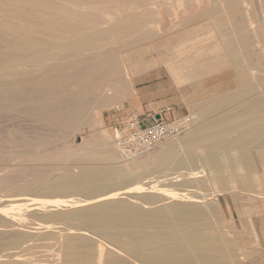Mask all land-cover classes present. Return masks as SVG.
I'll return each mask as SVG.
<instances>
[{"label": "bare ground", "instance_id": "obj_1", "mask_svg": "<svg viewBox=\"0 0 264 264\" xmlns=\"http://www.w3.org/2000/svg\"><path fill=\"white\" fill-rule=\"evenodd\" d=\"M118 1L112 8L106 0H0V111L24 102V113L66 130L88 125L90 113L99 117L101 102L114 98L109 87L115 89V97L123 96L116 47L108 50L106 41L128 35L138 41L165 36L166 31L152 28L158 23L153 6L158 0ZM237 4V0L221 4L224 10L231 9L226 18L230 26L208 32L212 39L215 33L219 37L213 45L195 50L194 42L203 38L198 35L193 45L182 44L176 51L209 57L204 63L189 59L186 64L193 77L200 80L212 74L214 57L217 69H236L239 85L205 102L209 112H215L213 117L167 143L154 160H138L141 177L151 179L170 171L184 176L180 186L204 188L211 181L219 192L235 186L239 192L264 196V48L255 46L264 42V5L260 15L256 8L260 38L255 26L250 30L240 22L246 18L253 24L256 15L243 14ZM140 8L144 11H136ZM192 29L180 35L189 38L195 34ZM177 64L169 68L183 79L189 70ZM123 70L130 75L126 65ZM197 112L204 116L208 110L202 107ZM14 137L10 132L4 138L8 151L0 143V191L14 199L12 207L0 201V264H232L237 258L236 240L223 235L216 221L218 206L193 201L200 194L194 197L172 186L170 190V185L166 192L162 188L166 198L153 191L129 194L123 189L130 187L133 176L108 165L117 157L108 142L82 141L63 153L36 154L32 142L17 143ZM60 160L73 161L78 170L68 166L55 173L31 165ZM202 168L207 173L203 178L198 175Z\"/></svg>", "mask_w": 264, "mask_h": 264}, {"label": "rangeland", "instance_id": "obj_2", "mask_svg": "<svg viewBox=\"0 0 264 264\" xmlns=\"http://www.w3.org/2000/svg\"><path fill=\"white\" fill-rule=\"evenodd\" d=\"M180 1L182 3L181 6L178 4L179 3L178 0H167V1L166 0H158L157 4L153 5L155 7V12L157 13V14H155L154 17L155 18L157 17L158 23H155V24L153 23L152 28L154 30H156V29H158V27L161 26L159 28V30L166 31L165 36L158 34L152 38H145V39L138 40V41L136 40L135 35H128V36H123V37L113 36V37L108 38V40L106 41L108 43L107 44L108 50L116 47L115 49H116L117 56H118V58H117L118 62L120 60L119 67L121 68V72H120V75H118L117 80L122 83V90L123 89L124 90H123V93H121V94L123 96L120 95L118 97H115V89L112 86L109 87V89H108L109 93H113V94H109V96H112V97L114 96V98L112 100L101 102V104L99 105V109H98V111L100 113L99 117L92 115V113L89 114V118H90V123H88L89 126L87 124H82L76 128H68L65 130L60 125H58L54 122H47L44 119H41V118L39 119L37 116H32V115L30 116L27 113H24L23 111L26 108L27 104L25 105L23 102L21 104L18 103L16 106H14V109L10 110L12 112L4 111V110H3L4 112L0 111V143L3 145H6V147H7V143H5L7 141L4 138L5 137L7 138L11 132L15 135L14 138H15L17 143H18V141H20L19 143H23L24 141L25 142L26 141L32 142L33 148H31V151L33 153L39 154L40 152H46V151L62 152L63 153V152H66L68 150L69 151L72 150L74 145H79L85 141L87 142V141H93V140L97 141L98 140V142H101V143L108 142L110 145V148L117 155L116 159H114L115 161L112 160V161H110V163L108 162V165H111V166L114 165L116 167H119V169H121L125 173H128L130 175L132 174L131 176H133V182H135V179L137 182V183L136 182L133 183L131 181L133 184L130 182V184L128 185L131 188L128 187V189L124 188L123 190L128 191V193L134 192L133 194H136V195L139 193L141 194L140 190H142V193H144L145 191H153V193L158 192L159 194H161V196H163L164 194H162V193H165L166 192L165 190H169V189L171 190V186H172L173 187L172 189H174V187H175L176 189H179V190L183 189L182 190L183 192L189 191L188 193L191 194L192 196H194L193 194H195V196H198L200 194L198 197H195V196H194L195 198L192 197V200L196 201V202L201 201L202 203H209V204L213 203L212 205H215V207L218 206L217 209L219 212L218 213V215H219L218 219L219 220L217 219L216 221L221 226L220 228H221L222 234L228 238H231L234 241L236 240L235 246L237 247V250H236L237 251L236 257L237 258H235V261H234L235 264H247L249 262V260L252 261L251 264H264V196H262V194L257 195L255 193H249V192L248 193L246 192V194H245V192L243 193V192L237 191L235 186H231L230 190H228L227 192H219L217 190V188L213 186L211 181H207L204 184V188H202L201 186L200 187H198V186L192 187V185H187V184H185V186L184 185L180 186L179 182L181 183L184 181V176L181 175L183 177V180H181L182 177H180V175L177 176V174H174V175H176L174 177L173 173H171L170 171H169V173H168V171H165L163 176H161L163 173L162 174L161 173L154 174V175H156V177L153 175V177H151V179L141 177L140 173L142 172L143 166H142L141 162H139V161H141L143 159L151 160V161L154 160L155 155L158 154L163 149V147L168 145L167 143H170L171 141L172 142L177 141V139L181 136L173 138L172 140L165 141L162 144H160L159 146H157L156 148H154L148 152H144L138 156L126 155L121 150V148L117 142L118 136L126 128V123H127L128 118L137 117V115L127 116V111H126V102L135 92L134 91L135 87H134V84L132 81L133 75H135L139 72H142L145 69H148L149 67L161 66V68L163 70H165L171 77H173L176 80V82L178 83L179 86L188 87L189 83L193 84V81H195L196 79H197V82H206L207 83L205 86L209 87L208 90L205 89V90H200V91H198V90H187L186 91V95H188L191 98L190 103L193 105V108H191L189 112H187V113L179 116L178 118H176V119H182V118H185L186 116H192V114L193 115L197 114L198 117L197 116L195 117L194 124L192 126H195V125L199 124V122H201L203 120H207V119H209L215 115V112L214 113L212 111L209 112V110H211V108H209L208 105L205 104V102L207 103L208 101H211L212 99L220 96L223 91H226V90L231 89V88H236L239 85L238 82L236 81L237 80L236 79V76H237L236 69L234 67H228V66H226V67L220 66V68L217 69L216 68L217 67V61L213 60V59H216L214 57H211L212 58L211 66L214 68L212 74L202 75L201 77H203V78H201L200 80L198 79V78H200V76H198V75L196 77H193L195 75H190L191 74L190 70L192 69V67L187 65L188 62L190 61L189 59H191V61L193 59L194 61H197L199 63L200 62L204 63L203 60H205L209 57L203 56V55H205L203 52H201L200 54L198 53L199 55H197L196 54L197 52L195 51L192 53H186V56H185V52H182L183 54L181 52L179 54V52H178V54H177V51H176V49H178L179 46L182 44L186 43V45L189 44V46L193 45V42L197 38L200 39V37H203L204 39L201 38L199 41L197 40L194 42V44L196 45L195 50L200 49L201 47H204L206 45H208V46L213 45L216 42L215 39H219V37L216 36V33L214 34L215 37L212 39L210 33H208V32H210V30H213L214 32H216V31H219L221 29L229 28L230 25L227 24L226 18H227V13H229L231 11V9L230 10H224L223 8H221V7H223L221 4L224 3L226 0H213V3H212V0H180ZM118 2H119L118 0H106V3L108 5H110V7H112V8L115 7V5L118 4ZM237 2H239V4H237V8L243 14L247 11H250L252 14L256 15V12L258 11L257 9L259 8V15H260V13H261L260 8L262 5H264V0H259L258 6H257V0H237ZM218 3L219 4L221 3V4L218 5ZM248 5L250 6L249 8H247ZM218 8H220V11L218 13H212L211 12L214 9H218ZM207 10H209V11H207ZM136 11L141 12V11H144V9L140 8ZM176 17L178 19L177 22H176ZM188 17H190V18H188ZM198 17H199V19H198ZM237 17H238L239 21L242 20L241 15H239ZM256 17H257V15H256ZM184 19H186L185 22H184ZM179 20H180V22L178 23ZM252 21H253V24H250L247 22V20L245 18L240 22L242 23V25L245 24V27L247 29H250V30L252 29L251 26H255L254 30H257L260 34V22L258 20V17L253 19ZM107 26H109V24H105V27H107ZM249 26H250V28H249ZM217 27L220 29H217ZM192 28H194L195 30ZM187 29L194 30L195 34H193L192 36H189V38L188 37L187 38L182 37L180 35V32L183 30H187ZM197 30H198L199 34L197 33ZM202 31H203V33H202ZM206 34L209 36H207ZM196 35L197 36L199 35L200 37L199 36L197 37ZM180 36L182 37V39H180L181 38ZM195 36H196V38H195ZM260 38H261V34H260ZM129 39H130V41H127ZM189 40L190 41L194 40V41H192V43H191V42H189ZM131 41H133V42H131ZM122 43H123V45H122ZM257 45H260L261 48L262 47L264 48V42H262L261 44H259V43L255 44V46H257ZM260 46H257V47H260ZM172 50H173V52H172ZM121 52H122V54H120ZM181 54H182V57L180 58L178 55L181 56ZM194 54H196L197 56ZM213 54L217 55V52L213 53ZM177 57H178V59H176ZM192 57H194V58H192ZM174 60H176V62ZM182 61H184L183 64H182ZM175 63H179V64H177V67H179L180 69H182L180 67L182 65V67L185 66L184 69L186 70V72H187V70H189L186 73V75L187 74L188 75L186 77L184 76L183 79H182V77H179L177 75L176 71L173 72L174 70H172V68L171 69L169 68L172 65H174ZM121 65H122V67H121ZM124 65H126L128 67V71L130 74L129 76H126V74L124 73V70H123ZM178 65H180V66H178ZM174 66H176V65H174ZM253 67L254 68H251V72L254 74L257 69L255 70L256 66H253ZM123 85H124V87H123ZM190 86H192V85H190ZM202 107H203V109L208 110V112H206V114L204 116L200 115L197 112V110L199 108L202 109ZM15 108H17V109H15ZM207 108H209V109H207ZM214 108H216V107H214ZM14 111H17V112H14ZM218 113H220V111ZM44 129H46V130H44ZM100 133H101V135H100ZM28 134H29V136H28ZM37 134H39L40 136ZM55 135H57V136H55ZM34 137L35 138L37 137V138L35 139ZM95 139H97V140H95ZM114 143H115V145H114ZM4 147H1V148H3L5 151L6 150L8 151V147L7 148L6 147L4 148ZM5 151L3 152L4 154H5ZM31 165H32V167H35L34 169H40V168L41 169H49L51 171H54L55 173H62L64 171V168L68 167V166L74 167V170L77 171L78 170L77 166H79L78 164H77V166L76 165L74 166V162L69 161V160H63V161L60 160L57 162L56 161H52V162L51 161H46V162L34 161V162H32ZM128 169L132 170L133 172L128 171ZM201 173H199L198 175H201L202 178L207 175L206 170L204 168H202ZM137 176H138V179H140V180L144 179L142 182L146 186H148V184H149L150 187L149 186L144 187V185L142 183V185H143V188H142L141 187L142 185L140 184L141 181L137 180ZM157 176L159 178H157ZM169 176H171V178L174 177L173 179H176L175 181L177 182L178 185L176 184V182H174L173 179H172V181H170L171 178ZM201 176H199V177L201 178ZM154 177L157 180L154 179ZM186 177H185V180H186ZM188 177H189V179H190V177L193 178V176H188ZM196 177H198V176H196ZM164 179H165V181H164ZM167 179H169V180H167ZM147 180L149 181V183ZM146 181H147V183H146ZM150 181H152L154 184L150 183ZM157 181L160 183L159 188H158L159 183ZM168 181H170V182H168ZM172 182H173V184H172ZM134 184H136V185L134 186ZM139 184H140V186H139ZM168 185H170L169 186L170 188L167 187ZM177 186H178V188H177ZM186 186H190V188L191 189L194 188V190L193 189L191 190L190 188H188ZM153 187H154V189H153ZM162 188L165 192H163ZM196 188L198 190L201 189L200 190L201 193H200V191L197 192ZM151 189H153V190H151ZM185 190H187V191H185ZM137 191H139V193H135ZM191 191L194 193H191ZM202 191H204V193ZM2 193L3 192L0 191V197H2V198H0V201L6 202L8 205L11 204V207H12V203H14V201H13L14 199L10 198V197H8L9 199L5 198L3 195L4 193L3 194ZM131 193H129V194H131ZM210 193H212V195ZM210 195H211V197H210ZM122 196L125 197V195H122ZM207 196L210 198H208ZM164 197L166 198L165 195L163 196V198ZM196 198L199 200H196ZM200 199H202V200H200ZM234 262L232 264H234Z\"/></svg>", "mask_w": 264, "mask_h": 264}, {"label": "crops", "instance_id": "obj_3", "mask_svg": "<svg viewBox=\"0 0 264 264\" xmlns=\"http://www.w3.org/2000/svg\"><path fill=\"white\" fill-rule=\"evenodd\" d=\"M132 81L136 93L126 102L127 116L137 115L141 120L149 122H153L157 116L173 120L189 112L193 106L186 91L209 89L205 86L206 82L189 83L188 87L179 86L161 66L149 67L133 75ZM251 263L249 260L247 264Z\"/></svg>", "mask_w": 264, "mask_h": 264}, {"label": "built area", "instance_id": "obj_4", "mask_svg": "<svg viewBox=\"0 0 264 264\" xmlns=\"http://www.w3.org/2000/svg\"><path fill=\"white\" fill-rule=\"evenodd\" d=\"M195 116L167 120L162 115L153 122L130 117L125 130L118 136V145L128 156L148 152L163 142L184 134L194 124Z\"/></svg>", "mask_w": 264, "mask_h": 264}, {"label": "water", "instance_id": "obj_5", "mask_svg": "<svg viewBox=\"0 0 264 264\" xmlns=\"http://www.w3.org/2000/svg\"><path fill=\"white\" fill-rule=\"evenodd\" d=\"M157 118H160V116H157Z\"/></svg>", "mask_w": 264, "mask_h": 264}]
</instances>
